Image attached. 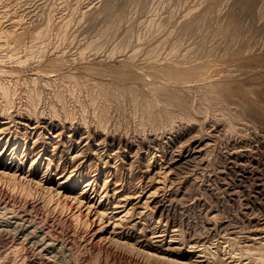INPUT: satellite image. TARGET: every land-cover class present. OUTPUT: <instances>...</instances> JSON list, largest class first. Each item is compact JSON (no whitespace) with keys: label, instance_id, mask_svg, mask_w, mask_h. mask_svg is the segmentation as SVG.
Listing matches in <instances>:
<instances>
[{"label":"rangeland","instance_id":"obj_1","mask_svg":"<svg viewBox=\"0 0 264 264\" xmlns=\"http://www.w3.org/2000/svg\"><path fill=\"white\" fill-rule=\"evenodd\" d=\"M262 67L264 0H0V264H264Z\"/></svg>","mask_w":264,"mask_h":264},{"label":"bare ground","instance_id":"obj_2","mask_svg":"<svg viewBox=\"0 0 264 264\" xmlns=\"http://www.w3.org/2000/svg\"><path fill=\"white\" fill-rule=\"evenodd\" d=\"M167 68L168 69H170V70H172V71H176L175 69H174V67L173 66H167ZM263 68V67H262ZM264 69V68H263ZM255 70V69H254ZM254 70H251L252 72L254 71ZM258 70V69H257ZM261 70V69H260ZM264 71V70H263ZM262 71V72H263ZM261 72V71H260ZM257 73V72H256ZM264 76V75H263ZM256 79V78H255ZM263 80V79H262ZM264 81V80H263ZM263 81H259V79H256L255 80V84L257 83V82H263ZM222 84V83H221ZM214 85V84H213ZM213 87V86H212ZM219 86H217V88H218ZM222 89H224V91L225 92H227L228 94H230V95H235V94H237L239 91H241L242 89L244 90L243 91V93L245 92V93H247L248 91L245 89V85L244 84H242V83H239V84H236V85H232L231 83H226V84H223L222 86ZM256 87H258V86H256ZM215 88V87H214ZM252 88V87H251ZM262 89V88H261ZM219 90V89H218ZM221 90V89H220ZM222 91V90H221ZM223 91V92H224ZM252 92V91H251ZM263 92V94H264V91H262ZM243 95V94H242ZM258 97V96H257ZM246 98L247 99H245V101H246V103H250L251 105H253L254 106V108H256V110L259 112L260 111V113L262 114V115H264V99L263 98H259L258 97V99H252V97H251V99L250 98H248V95H246ZM135 100V99H134ZM9 181V180H8ZM19 183V182H18ZM16 184H17V182H16ZM26 186V185H25ZM18 187V186H17ZM30 188V187H29ZM31 189V188H30ZM34 192V191H33ZM66 204V203H65ZM81 213V212H80ZM19 226V225H18ZM17 229H19V228H17ZM22 230V229H21ZM2 231V230H1ZM0 233H2V232H0ZM9 233V232H8ZM13 235V234H12ZM13 237H14V235H13ZM15 237H16V235H15ZM21 237V236H20ZM14 239V238H13ZM15 240V239H14ZM17 240V239H16ZM26 241V240H25ZM35 242V241H34ZM31 244V243H30ZM31 245H33V244H31ZM34 245H36V244H34ZM29 246V245H28ZM36 249H37V247H36ZM32 255V254H31ZM38 255H40V254H38ZM33 256V255H32ZM37 256V255H36ZM40 257V256H39Z\"/></svg>","mask_w":264,"mask_h":264}]
</instances>
